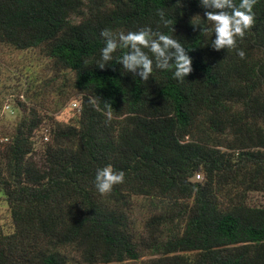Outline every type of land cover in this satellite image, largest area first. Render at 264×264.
Segmentation results:
<instances>
[{"label": "trees", "instance_id": "trees-1", "mask_svg": "<svg viewBox=\"0 0 264 264\" xmlns=\"http://www.w3.org/2000/svg\"><path fill=\"white\" fill-rule=\"evenodd\" d=\"M206 11L200 0H0V42L43 47L81 93L76 125L53 129L41 162L30 155L35 116L0 150L13 223L0 235V264H68V249L85 264L134 260L144 249L158 254L149 264H264V206L221 209L215 196L241 173L264 183V0L232 49L212 48ZM148 27L188 50L193 72L183 82L174 67L156 68L147 48L148 81L120 64L127 48L98 67L104 29ZM108 165L125 179L101 194L95 176ZM135 197L158 210L147 223L151 241L131 226Z\"/></svg>", "mask_w": 264, "mask_h": 264}, {"label": "rangeland", "instance_id": "rangeland-1", "mask_svg": "<svg viewBox=\"0 0 264 264\" xmlns=\"http://www.w3.org/2000/svg\"><path fill=\"white\" fill-rule=\"evenodd\" d=\"M73 80L74 73L57 66L43 47L17 49L0 42V150L18 127L35 116L40 122L32 132L30 155L41 162L46 146L53 139V129L57 125H76L81 93L73 87ZM222 151L232 154V162H236L237 158L231 150ZM199 173L201 180L202 174ZM194 178L198 179L196 176ZM217 191L215 196L221 209L231 201L264 206V183L261 177L254 183L241 173L234 181L224 180ZM148 203V198H133L131 226L137 237L151 241L147 234V223L158 210ZM12 231L10 208L0 187V235ZM67 253L72 258L68 264H85L80 262L75 250L68 249ZM156 256L158 254L144 249L134 260L94 264H149L150 259Z\"/></svg>", "mask_w": 264, "mask_h": 264}, {"label": "clouds", "instance_id": "clouds-1", "mask_svg": "<svg viewBox=\"0 0 264 264\" xmlns=\"http://www.w3.org/2000/svg\"><path fill=\"white\" fill-rule=\"evenodd\" d=\"M200 3L205 9H211L205 12V16L214 25L215 40L211 44L214 50L236 48L237 37L242 39L245 32L255 23L253 9L257 0H240L238 6L234 0H200ZM157 14L165 25L171 23L165 19L163 10L158 11ZM200 30L207 31V29ZM100 35L105 40V47L101 50L103 62L98 65L101 69L112 60L113 53L118 48H127L129 51L122 56L120 64L126 71L137 74L142 81H148L153 72V59L143 51L147 48L154 55L156 68L174 67L175 79L183 82L193 72V62L188 50L176 37L154 32L150 27L127 33L123 31L114 33L110 29H104ZM237 54L241 59L245 57L243 50H239ZM103 103L109 109L107 115L111 118V104ZM124 179L123 171H115L111 165H108L97 170L95 186L101 194H106L111 192L115 185L123 183Z\"/></svg>", "mask_w": 264, "mask_h": 264}, {"label": "built area", "instance_id": "built-area-1", "mask_svg": "<svg viewBox=\"0 0 264 264\" xmlns=\"http://www.w3.org/2000/svg\"><path fill=\"white\" fill-rule=\"evenodd\" d=\"M44 138H45V139H47V137H46V136H44ZM196 177H197V178H199V175L197 174V175H196Z\"/></svg>", "mask_w": 264, "mask_h": 264}]
</instances>
